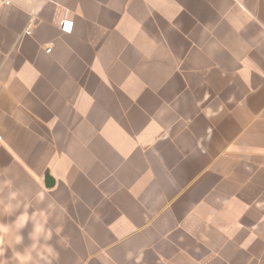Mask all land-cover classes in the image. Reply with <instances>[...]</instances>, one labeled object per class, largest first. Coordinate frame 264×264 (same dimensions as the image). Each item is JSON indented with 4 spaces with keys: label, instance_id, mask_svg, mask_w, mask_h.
Wrapping results in <instances>:
<instances>
[{
    "label": "crops",
    "instance_id": "1",
    "mask_svg": "<svg viewBox=\"0 0 264 264\" xmlns=\"http://www.w3.org/2000/svg\"><path fill=\"white\" fill-rule=\"evenodd\" d=\"M10 1L0 259L264 264V0Z\"/></svg>",
    "mask_w": 264,
    "mask_h": 264
},
{
    "label": "clouds",
    "instance_id": "2",
    "mask_svg": "<svg viewBox=\"0 0 264 264\" xmlns=\"http://www.w3.org/2000/svg\"><path fill=\"white\" fill-rule=\"evenodd\" d=\"M5 185H10L11 181L6 180L4 181ZM18 193L16 191H12L8 195L9 203L3 205V212L8 213L11 215L15 208L19 207V203L16 205H13L11 201L17 200ZM41 199H43V196H40ZM27 208V205L25 206ZM30 219H34V217H30L29 213L27 211L21 213L19 216L16 217V220L14 221L17 230H21L26 227V225L29 223ZM10 231V227L8 224H0V233L7 234ZM60 230L57 229V232ZM52 231L50 229H46L44 226V223H34L33 224V230L31 233H29V238L33 240V244L31 246V250H25V252L21 253L19 251H14L13 256L15 260L18 262V264H30V262L33 261L32 251L36 250L41 238L43 240L48 241L52 239ZM23 241L22 235H17L15 239L16 244H20ZM2 238H0V243H2ZM43 250L37 252V255L39 256L40 260L47 262V257L44 255L45 252H51V248L48 245H42L40 246ZM4 249L0 248V256L3 255ZM0 264H8L7 260L0 259Z\"/></svg>",
    "mask_w": 264,
    "mask_h": 264
},
{
    "label": "built area",
    "instance_id": "3",
    "mask_svg": "<svg viewBox=\"0 0 264 264\" xmlns=\"http://www.w3.org/2000/svg\"><path fill=\"white\" fill-rule=\"evenodd\" d=\"M10 4H11L10 0H0V8L4 5H10ZM72 27H73V22L70 20H65L61 24V29L62 31H65V32L72 31ZM30 32H31L30 30L26 31L27 34H29ZM50 50H51V47H48L47 51H50ZM0 139H1V135H0Z\"/></svg>",
    "mask_w": 264,
    "mask_h": 264
}]
</instances>
